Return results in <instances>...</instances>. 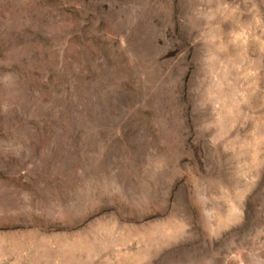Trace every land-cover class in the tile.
<instances>
[{"label": "rangeland", "instance_id": "obj_1", "mask_svg": "<svg viewBox=\"0 0 264 264\" xmlns=\"http://www.w3.org/2000/svg\"><path fill=\"white\" fill-rule=\"evenodd\" d=\"M0 264H264V0H0Z\"/></svg>", "mask_w": 264, "mask_h": 264}]
</instances>
